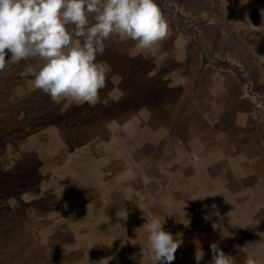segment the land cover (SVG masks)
Masks as SVG:
<instances>
[{"label": "rangeland", "instance_id": "1", "mask_svg": "<svg viewBox=\"0 0 264 264\" xmlns=\"http://www.w3.org/2000/svg\"><path fill=\"white\" fill-rule=\"evenodd\" d=\"M160 5L167 39L106 41L95 106L34 90L35 61L0 71V264H152L153 218L183 241L171 264L211 242L264 264V0Z\"/></svg>", "mask_w": 264, "mask_h": 264}, {"label": "clouds", "instance_id": "2", "mask_svg": "<svg viewBox=\"0 0 264 264\" xmlns=\"http://www.w3.org/2000/svg\"><path fill=\"white\" fill-rule=\"evenodd\" d=\"M168 34V23L155 0H0V71L35 61L21 73L32 77L34 90L53 103L95 106L111 71L97 62L106 41L119 37L133 41L137 49H148ZM121 98L122 94L112 97L115 102ZM162 225L159 218L143 224L148 243L140 253L152 264H171L183 243ZM210 249L211 264H233L217 242H211ZM203 258L198 248L196 264ZM247 264H257L255 257Z\"/></svg>", "mask_w": 264, "mask_h": 264}, {"label": "trees", "instance_id": "3", "mask_svg": "<svg viewBox=\"0 0 264 264\" xmlns=\"http://www.w3.org/2000/svg\"><path fill=\"white\" fill-rule=\"evenodd\" d=\"M155 2L157 4V6L160 7L159 6L160 5V0H155ZM161 10L163 11L164 8L161 7ZM119 56L122 57L123 55L120 54ZM94 118L95 119L94 120L92 119V123H91L89 128H87L89 126V120H85L82 124H79V126L75 129V131L78 132V135L81 138L84 137V135L86 134L87 131H91L92 132V131L96 130L95 127H97V129L103 127L104 123L101 121V119H99L98 117H94ZM65 121L66 120H64L62 122V125L65 123ZM93 123L96 125L95 127H94ZM66 124L68 125L67 122H66ZM67 125H63V126L58 127L59 133H61L62 136L64 135L63 132H64V129L66 128ZM82 130H85V134L81 133ZM69 141H71V140L66 138V143L69 142Z\"/></svg>", "mask_w": 264, "mask_h": 264}, {"label": "bare ground", "instance_id": "4", "mask_svg": "<svg viewBox=\"0 0 264 264\" xmlns=\"http://www.w3.org/2000/svg\"><path fill=\"white\" fill-rule=\"evenodd\" d=\"M159 6H161V5H159ZM167 9H168V8H167ZM168 10H169V9H168ZM170 11L172 12V10H170ZM170 14H171V13H170ZM176 18H177V17H176ZM170 34H171V33H170ZM172 36H173V35H172ZM153 56H154V55H153ZM155 63H156V62H155ZM182 63H183V62H182ZM141 64H142V63H141ZM176 65H177V64H176ZM176 65H175V66H176ZM153 66H154V65H153ZM180 68H181V67H180ZM152 83H153V82H152ZM64 108H65V107H64ZM17 256H18V255H17ZM45 256H46V255H45ZM35 260H36V258H35ZM37 260H38V258H37ZM38 261H40V260H38ZM38 261H37V262H38ZM31 262H32V261H31ZM47 263H48V262H47ZM43 264H45V263H43Z\"/></svg>", "mask_w": 264, "mask_h": 264}]
</instances>
